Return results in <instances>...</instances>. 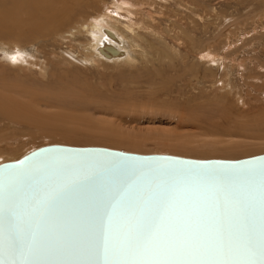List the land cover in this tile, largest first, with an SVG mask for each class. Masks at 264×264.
Segmentation results:
<instances>
[{
  "label": "rangeland",
  "instance_id": "1",
  "mask_svg": "<svg viewBox=\"0 0 264 264\" xmlns=\"http://www.w3.org/2000/svg\"><path fill=\"white\" fill-rule=\"evenodd\" d=\"M148 1L134 15L159 24V59L146 67L78 62L76 41L25 25L14 28L24 37L0 32V47L30 56L9 64L0 48L1 160L48 144L195 159L264 153V0Z\"/></svg>",
  "mask_w": 264,
  "mask_h": 264
},
{
  "label": "water",
  "instance_id": "2",
  "mask_svg": "<svg viewBox=\"0 0 264 264\" xmlns=\"http://www.w3.org/2000/svg\"><path fill=\"white\" fill-rule=\"evenodd\" d=\"M264 168V153L240 159H195L140 154L102 146L48 144L0 163V264H123L94 251L111 223L114 243L129 210L151 213L161 192L182 170ZM210 190L239 193L229 202L234 230L243 242L255 229L252 189L259 176L206 178ZM55 193H62L50 203ZM245 203L248 206H245ZM15 232L23 251L9 248Z\"/></svg>",
  "mask_w": 264,
  "mask_h": 264
},
{
  "label": "snow or ice",
  "instance_id": "3",
  "mask_svg": "<svg viewBox=\"0 0 264 264\" xmlns=\"http://www.w3.org/2000/svg\"><path fill=\"white\" fill-rule=\"evenodd\" d=\"M256 176L259 185L251 190L257 206L256 227L241 242L229 210V202L238 201L239 193L213 191L199 182L206 178ZM60 195L55 193L50 203ZM111 238L109 222L94 251L119 256L123 264H264V168L259 172L182 170L161 192L149 215L143 216L135 207L130 208L118 238L110 243ZM9 248L12 252L23 251L15 232L10 233Z\"/></svg>",
  "mask_w": 264,
  "mask_h": 264
},
{
  "label": "bare ground",
  "instance_id": "4",
  "mask_svg": "<svg viewBox=\"0 0 264 264\" xmlns=\"http://www.w3.org/2000/svg\"><path fill=\"white\" fill-rule=\"evenodd\" d=\"M101 1L103 0H32V2L29 1L30 3H27L26 0L25 2L22 0L19 5L15 2V4L13 2L10 3L8 0H0V32L5 36L17 35L24 37L26 33L19 34L14 28L25 25L24 27L27 29L31 28L29 29L30 32L33 33L35 31V35L40 34L43 36L48 34L47 36L55 35L61 39L69 38L71 39L70 42L76 41L74 48L76 44L78 45L77 47L81 48L83 56L76 58L81 63L97 62L101 65H124L127 63L131 66H136L140 63L145 67L148 66L146 64L152 63L156 58L153 57L156 54L159 56L157 51L159 45L158 35L156 36L154 32L155 28L158 29L159 24L157 25V21L155 22L156 24L154 23V18L152 22L151 18L146 20L145 18L147 17L134 16L149 1ZM16 5H19L17 6L18 8H16ZM185 42L186 40L184 39ZM4 46L0 48L6 57L4 60L7 63L20 64L24 61L29 62L28 57L30 56L20 45L14 44L13 49H6ZM191 46L193 47V45ZM161 47L163 48V46ZM155 50L157 53H155ZM3 54L1 58H3ZM205 57H211L215 60V55L206 54ZM156 59L158 60L159 58L157 57ZM209 61L212 60L210 59ZM218 67L225 69L222 61L218 63ZM155 70L160 73L156 67ZM147 71L149 73L148 76L151 75L152 72ZM0 99H2L1 96ZM2 162H6V160L0 159V163Z\"/></svg>",
  "mask_w": 264,
  "mask_h": 264
}]
</instances>
